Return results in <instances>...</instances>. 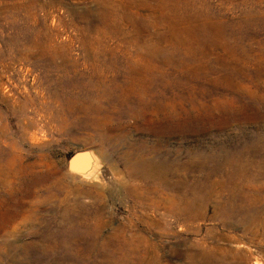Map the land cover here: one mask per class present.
<instances>
[{"label": "rangeland", "instance_id": "374dc122", "mask_svg": "<svg viewBox=\"0 0 264 264\" xmlns=\"http://www.w3.org/2000/svg\"><path fill=\"white\" fill-rule=\"evenodd\" d=\"M0 264H264V0H0Z\"/></svg>", "mask_w": 264, "mask_h": 264}, {"label": "water", "instance_id": "95a60500", "mask_svg": "<svg viewBox=\"0 0 264 264\" xmlns=\"http://www.w3.org/2000/svg\"><path fill=\"white\" fill-rule=\"evenodd\" d=\"M100 160L92 149H78L66 160V171L79 178L92 177L100 167Z\"/></svg>", "mask_w": 264, "mask_h": 264}]
</instances>
